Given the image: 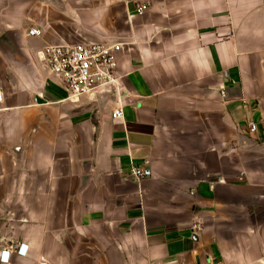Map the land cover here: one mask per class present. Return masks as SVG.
Wrapping results in <instances>:
<instances>
[{"label": "crops", "instance_id": "obj_1", "mask_svg": "<svg viewBox=\"0 0 264 264\" xmlns=\"http://www.w3.org/2000/svg\"><path fill=\"white\" fill-rule=\"evenodd\" d=\"M93 43L115 87L72 102L39 52ZM0 90L9 264H264V0H0Z\"/></svg>", "mask_w": 264, "mask_h": 264}, {"label": "built area", "instance_id": "obj_2", "mask_svg": "<svg viewBox=\"0 0 264 264\" xmlns=\"http://www.w3.org/2000/svg\"><path fill=\"white\" fill-rule=\"evenodd\" d=\"M147 9L146 5L138 6L137 13L143 15ZM29 36L41 38L43 30L32 28ZM122 47V44L110 43L46 46L39 52V56L68 93V99L77 103L86 96L109 93L115 87L118 54ZM222 95L226 97L225 92ZM40 98L44 99L42 96ZM38 100L35 99V102ZM3 102L4 93L0 90V104ZM123 115V109L119 108L114 112L113 118L119 120ZM249 128L251 133H256L259 127L257 123H251ZM152 175V170L146 166H131L130 177L135 181L141 182ZM28 251L29 248L25 245L12 246L10 251L1 253L0 262L9 264L11 254L26 257Z\"/></svg>", "mask_w": 264, "mask_h": 264}]
</instances>
